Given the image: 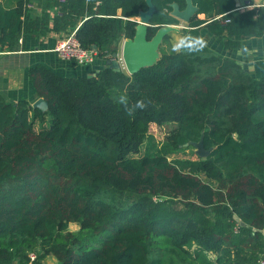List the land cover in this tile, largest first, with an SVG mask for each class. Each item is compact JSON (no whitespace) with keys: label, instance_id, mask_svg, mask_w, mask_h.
I'll return each mask as SVG.
<instances>
[{"label":"trees","instance_id":"16d2710c","mask_svg":"<svg viewBox=\"0 0 264 264\" xmlns=\"http://www.w3.org/2000/svg\"><path fill=\"white\" fill-rule=\"evenodd\" d=\"M52 1L53 30L75 31L103 61L133 39V18L148 10L147 0ZM190 1L197 10L184 35L205 29L232 49L264 33L249 14L233 11L234 0ZM150 2L147 40L160 24H175L174 5L186 8V0ZM22 15L0 7L6 51H15L30 20L22 24ZM28 76L48 109L0 97V264L48 256L58 264L264 260V76L252 78L207 47L177 54L161 46L157 60L134 74L106 65L95 76L68 78L38 64ZM121 94L130 104L150 103L128 116L116 102ZM165 124L174 128L171 143L149 132ZM200 140L206 157L168 160ZM242 181L246 187L233 189Z\"/></svg>","mask_w":264,"mask_h":264},{"label":"crops","instance_id":"0c3cea01","mask_svg":"<svg viewBox=\"0 0 264 264\" xmlns=\"http://www.w3.org/2000/svg\"><path fill=\"white\" fill-rule=\"evenodd\" d=\"M234 3L233 11L247 13L253 21L264 26V0H234ZM188 5L191 6L192 13L195 14L197 9L191 5L190 1H188ZM0 7L6 10L20 8L23 12L20 17L22 24L25 23L26 16L30 19L21 29L22 34L15 51H6L0 45V97L5 102L16 103L19 100H26L31 105L39 98L28 76L29 70L35 65H44L59 76L68 78L95 76L99 70L106 66V61L99 58L89 65L74 66L61 60L53 51L56 45L72 31L53 30L54 18L59 15V12L52 0H0ZM118 14L120 15V11ZM170 15L176 22L164 29L167 32L165 35L167 39L163 41V38L159 45L164 50L171 49L172 44L188 30V21L178 18L173 13ZM140 17L139 13L133 19L137 22ZM197 17L203 19L204 15H197ZM31 29L37 35H23L24 31ZM40 29L43 34H39ZM200 36L204 38L206 47L212 53L236 61L252 78L258 79L264 76V33L258 37L244 39L239 47L232 49H225L223 40L215 38L205 29L200 30ZM5 39L4 34L1 40ZM128 41L129 39L122 40L119 52L124 42ZM69 229L76 230V226L70 225ZM41 264L58 263L54 257L48 256L42 260Z\"/></svg>","mask_w":264,"mask_h":264},{"label":"water","instance_id":"95a60500","mask_svg":"<svg viewBox=\"0 0 264 264\" xmlns=\"http://www.w3.org/2000/svg\"><path fill=\"white\" fill-rule=\"evenodd\" d=\"M188 1L190 0H186V8L183 11H179L177 6L174 5L171 13L180 19L188 21L194 15L192 13L191 6L188 5ZM146 2L148 10L140 13L141 17L139 21L136 22L138 25L136 26V32L133 39L128 42H124L120 48L119 55L122 58L124 68L128 74H134L142 67L152 65L157 60L158 47L167 33L166 30L159 29L150 40H147V28L151 26L150 20L154 8L150 0H147ZM92 49L96 50V47L93 46ZM106 65L110 66L115 72L121 70L118 61L115 59V55L112 59L106 61ZM31 107L32 109H38L41 112H46L48 109L47 102L43 98L35 100ZM190 145H193L197 149V154L201 158L206 157L210 152L203 148L202 140L198 143H192Z\"/></svg>","mask_w":264,"mask_h":264},{"label":"built area","instance_id":"2783aa9c","mask_svg":"<svg viewBox=\"0 0 264 264\" xmlns=\"http://www.w3.org/2000/svg\"><path fill=\"white\" fill-rule=\"evenodd\" d=\"M60 3L65 0H58ZM228 20H223L222 23H227ZM58 57L74 66H85L92 64L97 59L96 50L89 48H83L75 37V31H72L65 39L60 41L53 50ZM115 59L118 61L121 68H124V64L120 55H116ZM125 69V68H124ZM30 259L33 260L34 256L30 255ZM259 264H264V260H260Z\"/></svg>","mask_w":264,"mask_h":264},{"label":"clouds","instance_id":"9594fccd","mask_svg":"<svg viewBox=\"0 0 264 264\" xmlns=\"http://www.w3.org/2000/svg\"><path fill=\"white\" fill-rule=\"evenodd\" d=\"M163 15V13H161ZM162 29H167L170 27L167 24H160ZM206 47V41L202 36H193L189 32L188 34L180 36V38L172 44L171 50L174 53H195L202 51ZM116 102L123 106L125 113L128 116H133L137 110H145L148 107V103L150 101L145 102V100L141 99L136 101L135 103L130 104L127 95L121 94L116 97Z\"/></svg>","mask_w":264,"mask_h":264},{"label":"rangeland","instance_id":"374dc122","mask_svg":"<svg viewBox=\"0 0 264 264\" xmlns=\"http://www.w3.org/2000/svg\"><path fill=\"white\" fill-rule=\"evenodd\" d=\"M159 56V55H158ZM157 56V58H158ZM121 68V67H120ZM122 71L128 73L126 71V69L124 68H121ZM174 128L170 125H162L161 127H158V126H155V125H152L149 129V132L151 134L154 135L155 139L158 141V142H168V143H171L173 140H172V130ZM153 145V143L150 144V147ZM146 146L148 147L149 145H145L143 146V148L141 149V154L144 153L145 149H146ZM156 147H158L156 145ZM167 158L169 161H172L174 159L176 160H191V161H195L197 160V158H200L199 155L197 154V149L193 146V145H184V146H181V147H178L176 148L175 150H173L171 153H169L167 155ZM246 187V181H242L238 184H236L233 189L235 188H244ZM73 228V227H71ZM176 264H184V263H181V261H178Z\"/></svg>","mask_w":264,"mask_h":264}]
</instances>
